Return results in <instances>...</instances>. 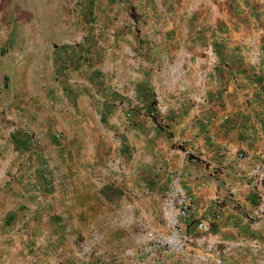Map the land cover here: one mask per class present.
I'll return each instance as SVG.
<instances>
[{
    "label": "crops",
    "instance_id": "1",
    "mask_svg": "<svg viewBox=\"0 0 264 264\" xmlns=\"http://www.w3.org/2000/svg\"><path fill=\"white\" fill-rule=\"evenodd\" d=\"M77 10V37L59 49L27 48L28 23L0 25V215L16 222L1 231L2 263L15 264L11 237L18 247L34 233L37 264H155L138 249L160 231L128 239L151 229L144 193L165 217L173 173L193 198L192 220L212 227H192L193 248L254 232L264 212V0H84ZM107 173L119 204L102 191Z\"/></svg>",
    "mask_w": 264,
    "mask_h": 264
},
{
    "label": "rangeland",
    "instance_id": "2",
    "mask_svg": "<svg viewBox=\"0 0 264 264\" xmlns=\"http://www.w3.org/2000/svg\"><path fill=\"white\" fill-rule=\"evenodd\" d=\"M83 2L84 0H0V25H13L19 32L20 29L25 30L24 27L26 23H28L30 35H28V41H25V46L27 48L37 49L40 47L42 50H49L52 48L59 49L63 47L67 37H73L74 39L77 37V35L75 36L76 33L70 35L69 31H72V20L75 19V14L78 11L77 9ZM126 13L129 16V12L127 11ZM74 30L75 27L73 31ZM21 44L23 43L19 41L17 46ZM58 174V186L62 188V192H65V176L62 175L61 170H58ZM93 179L100 184L102 183L101 175L98 177L95 176ZM104 180L107 185L105 188L103 187L104 190L102 191L109 198L110 202L119 204L120 198L117 188H115L117 180H115L114 175L112 173L111 175L107 173ZM124 192L126 191H121L122 195ZM45 193L48 194V192H42L40 194L41 196L37 195L36 201H39L38 199L41 200ZM140 197L141 198L138 199L139 204L144 210H147L149 215L148 222L152 230H147L142 234H140V231H135V239H128V241L133 244L134 241H136L135 246L141 244L152 232L164 231L166 226V220L161 210V203H158L157 200L152 201L153 212L151 213L148 207L146 193ZM39 203L41 204V201H39ZM108 216H110V214H106V217L94 218L92 220L93 222L88 219V224L93 227L97 225L103 226L106 221L111 219V217ZM38 220L41 221V219H35L36 222ZM53 220L52 218L50 219L53 225H59L60 223L58 227L67 226V221L59 222L57 220L54 222ZM250 222L256 229L252 233L243 235L244 238L241 237V239H239L236 235L232 234L228 236V240L232 241L231 244H218L212 248L205 247L204 250L197 247L193 248L192 243L191 251L188 254L182 257L170 256L169 260L178 264H192V256L196 254L201 256V262L198 264H264V212L258 211ZM10 225L15 226L16 222L12 223L11 220L6 222L5 215H0V264H3L1 247L5 244V239H3L1 231ZM89 233V237L92 238L93 230ZM31 236V234L28 235L26 242L21 243V246L18 247L12 244L11 237L9 239L11 245L8 247V250L5 251V255L8 254L6 258H11L15 264H37V262H35L38 258L37 255H39L35 249L37 248V238L34 233L32 236L33 238H31ZM52 244L55 245V243H49L48 245L52 247ZM147 258L148 257L144 259ZM152 261L155 262V264H164V260L154 261L152 259ZM129 264L133 263L129 262Z\"/></svg>",
    "mask_w": 264,
    "mask_h": 264
},
{
    "label": "built area",
    "instance_id": "3",
    "mask_svg": "<svg viewBox=\"0 0 264 264\" xmlns=\"http://www.w3.org/2000/svg\"><path fill=\"white\" fill-rule=\"evenodd\" d=\"M194 203L184 187L180 173H173L164 196L166 226L152 234L139 247V256L163 261L170 256L182 257L191 251L195 226L197 233L210 234L212 227L204 219L192 220Z\"/></svg>",
    "mask_w": 264,
    "mask_h": 264
}]
</instances>
